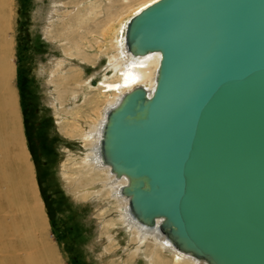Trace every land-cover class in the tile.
<instances>
[{
    "label": "water",
    "instance_id": "water-1",
    "mask_svg": "<svg viewBox=\"0 0 264 264\" xmlns=\"http://www.w3.org/2000/svg\"><path fill=\"white\" fill-rule=\"evenodd\" d=\"M124 36L137 55L160 53L152 89L125 92L99 141L128 180L131 215L160 219L174 247L206 264H264V111L248 114L251 93L236 90L264 79V0H158Z\"/></svg>",
    "mask_w": 264,
    "mask_h": 264
},
{
    "label": "bare ground",
    "instance_id": "bare-ground-1",
    "mask_svg": "<svg viewBox=\"0 0 264 264\" xmlns=\"http://www.w3.org/2000/svg\"><path fill=\"white\" fill-rule=\"evenodd\" d=\"M51 1L43 18L45 21L43 30L45 37L51 34L52 22L57 12L64 7L62 0ZM119 1L128 3L130 0ZM155 1L158 0H140L137 4L129 6L128 14L125 11V14L122 13L116 17V24L110 20L109 22H103L101 25L99 22L97 23V26L102 28L101 37L105 41L106 37L112 34L111 43L107 42L102 46L105 47V50L109 48L114 50V53L108 56L107 64L105 66L102 64L99 71L84 74L82 66L85 64L84 61L88 60V57L85 56L82 44L74 46L77 54H74L70 48L65 49L63 57L52 60L49 71H44L41 68V72L50 78L46 81L48 85L54 83L55 78L59 80L56 93L62 106L66 100L73 103L74 108L81 107L79 103L81 99H83V103L89 104L101 101V107L97 109V115L88 118L91 123L87 126H84L81 122L79 111H75V114L71 115L72 121L66 119L68 120L67 126L59 122L64 133L72 138L80 139L84 146V151H81L78 157L70 158V171L63 166V171L60 174L65 183L72 181L81 184L73 192H70L69 184L66 185L67 191L70 192L75 201L91 199L92 203H95V198L92 199L93 195L97 197L99 195L98 200H96L99 204L96 208L102 214L106 212L110 201L116 204V212L121 223L120 229L124 233L123 236L127 241L134 240L136 243L135 255L143 256L145 264H206L193 255L179 251L174 247L159 227L160 219H156L154 225L151 226L150 223L142 224L133 218L129 209L130 200L126 195L127 193L122 189L128 182L127 178L112 173V168L106 163L104 156L100 155L99 141L107 111L120 100L125 92L130 91L132 88L141 86L149 91L154 86L160 53L151 52L146 55H137L136 51L131 49L134 45L131 44V47L126 45L124 35L128 20ZM110 2L113 1L109 0L108 4ZM113 5H115V2ZM10 19L11 11L8 0H0V152L3 162L0 169L2 171L0 173V249L2 251L0 264H63L59 256L60 252L58 253L57 248L49 240L47 215L43 209L42 201L38 197L33 170H30L31 174L29 175L21 173L19 163H21L20 158L23 155L22 150H16V155H12L15 156L14 161L18 160L17 162L13 161L15 164L12 163L10 157V148L20 146L24 141L21 127H18L16 123L14 124V111L17 110L18 117V107H13L14 102L11 103L10 96L11 80L14 78L15 72L14 64L10 61L14 41L8 36L11 27ZM75 58L81 60L79 66L76 64L77 69L75 68L78 73L61 74L60 71L67 65L75 64L76 61H73ZM97 59L98 63L100 58L97 57ZM95 78H98V80L95 81ZM237 86L236 90L239 91V97L242 98L248 92L251 93L246 101L247 113L255 109L264 111V106L259 107L260 102L263 101L264 103V79H261L259 85L252 83L250 86H247V84ZM50 98L56 110L55 113L59 115V111L55 107V100L53 97ZM66 118H69V116H66ZM259 118L264 119L263 115ZM251 122H246L244 127L246 130L244 136L247 139L249 138L251 127L249 123ZM260 146L258 149H260ZM24 150L28 154L26 149ZM263 158L262 163H260L259 174L264 173ZM246 160L243 158L242 162H248L247 166H252V162ZM258 180L259 185L257 188L260 190L263 188L261 180H263L264 185V179L259 176ZM28 184H31L30 187H28ZM236 212H238L237 215H243L242 211L236 210ZM109 224L114 225L115 223L111 221ZM102 225H104V222L102 219H98V232L101 231ZM223 232L225 233L224 236L228 235V239L232 240L230 237H232L233 232L230 234H226V230ZM96 240L99 241V235ZM150 243L153 245L154 252L151 254V250L150 255L145 256L143 247ZM163 252L171 258L164 256ZM2 253L4 254L2 255ZM112 260H119L117 264H124L122 255Z\"/></svg>",
    "mask_w": 264,
    "mask_h": 264
},
{
    "label": "rangeland",
    "instance_id": "rangeland-1",
    "mask_svg": "<svg viewBox=\"0 0 264 264\" xmlns=\"http://www.w3.org/2000/svg\"><path fill=\"white\" fill-rule=\"evenodd\" d=\"M111 1L113 2L108 4L109 0H62L64 7L57 12L52 22L51 34L45 37L43 18L52 1L8 0L11 11L8 36L14 40L10 61L15 68L10 96L11 103L14 102L13 107H18V117L17 110L14 111V124L21 127L24 138L22 145L10 148V157L12 163L17 162L12 155H16V150H22L23 155L19 163L21 173L29 175L30 170H33L38 197L47 215L49 240L57 248L58 253L60 252L63 264H117L119 260L112 259L120 255L124 264H145L143 256L135 255L134 240L127 241L123 236L116 204L110 201L106 212L102 214L96 208L99 204L96 202L99 195L98 197L93 195L95 203H92L91 199L75 201L70 192L78 189L81 184L72 181L65 183L60 174L64 167L69 170L70 158L78 157L81 151H84L81 140L64 133L60 123L68 124L66 119L72 121L71 115L79 111L81 122L87 126L91 123L89 117L97 115L101 101L89 104L83 103L81 99L79 101L81 107L74 108V104L66 100L63 103L64 108L56 93L59 80L55 78L54 83L48 85L46 81L50 78L41 72V68L49 71L52 60L63 57L65 49L70 48L77 54L74 47L76 44H82L85 56L88 57L82 66L84 74L99 71L102 64L104 66L107 64L108 56L113 54L114 50L112 48L105 50L102 45L111 43L112 34H109L105 41L101 37L102 28L98 27L97 23L101 25L110 20L116 24V17L125 14V11L128 14L129 6L137 4L140 0H130L128 3ZM114 2L115 5L112 6ZM97 57L100 58L98 63ZM75 59L73 60L76 61L75 64L67 65L60 73H78L75 68L77 69L76 64L79 66L81 60ZM98 78H95V81ZM50 97L55 100L59 115L55 113ZM2 163L0 152V169ZM67 184L70 192L67 191ZM30 185L28 184V187ZM98 219L104 222L100 232L97 231ZM108 221L115 224H109ZM143 251L145 256L153 254V245L150 243L144 246ZM1 252L0 249V255ZM163 255L171 258L164 252Z\"/></svg>",
    "mask_w": 264,
    "mask_h": 264
}]
</instances>
